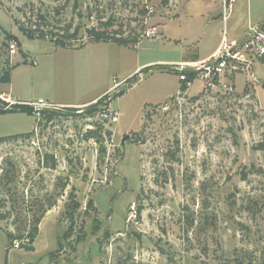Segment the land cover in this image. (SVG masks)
<instances>
[{"label": "rangeland", "instance_id": "obj_1", "mask_svg": "<svg viewBox=\"0 0 264 264\" xmlns=\"http://www.w3.org/2000/svg\"><path fill=\"white\" fill-rule=\"evenodd\" d=\"M102 16L137 47L89 43L85 28ZM69 25L73 49L20 30L62 36ZM258 26L264 45V0H0V41L18 38L6 92L89 102L137 62L196 60ZM246 56L187 89L171 67L151 66L95 114H0V264H264V55ZM108 108L117 122L101 117Z\"/></svg>", "mask_w": 264, "mask_h": 264}, {"label": "trees", "instance_id": "obj_2", "mask_svg": "<svg viewBox=\"0 0 264 264\" xmlns=\"http://www.w3.org/2000/svg\"><path fill=\"white\" fill-rule=\"evenodd\" d=\"M168 1L169 0H163V3L167 4ZM92 14L93 13L89 12L87 14V18L92 17ZM37 16H38V19H40V20L44 19V17L41 14H37ZM83 18H84V16H83ZM30 21H31V19H30ZM113 25L114 24H113L112 18L105 20V18L103 16L97 17V25L96 26L85 28V33H86V36L88 37L89 43H116L119 46H123V47H129L132 45L136 46L137 43H139L138 40L130 41L128 39L125 40L123 38H118L116 36V32H115V34H112L113 32L111 29H112ZM39 27L36 26L35 30H33V27L27 28V27L22 26V27H20V30L29 39H44V40H46L47 38H49V41L52 42L55 45V47L73 48L72 45L67 42V40L75 39L77 37L78 29H76L73 33H71L72 26L69 25L67 28L64 29L65 32L61 36V34L59 32H54V31L50 32V34L45 33ZM13 41H18V38L13 34H8V33L6 34V38L3 40V42L0 41V52L4 51L7 55V57H6L7 59L4 62L5 65L7 66V68H5L1 72V75H0V91L3 89L4 86L11 83L12 71L16 68V66H18V64L17 65H11V63H10V45H11V42H13ZM20 52L23 53V51L21 50V45H20ZM23 55H24V58L28 57L24 53H23ZM188 77H189V81H191V82H194V80L196 79V75L193 73H189ZM138 79L139 78H137V77L133 78V80H135V81H138ZM187 88H188L187 84L184 83V89H187ZM122 93H124V91H120L119 93H117L114 98H117ZM102 100H103V98L100 99L97 103L101 102ZM4 104L7 105L6 102H4ZM4 104H0V114L9 113V112H12L16 109L27 108L26 106L16 104V105L12 106V109L4 110L3 108H1L2 105H4ZM96 104H94V105H96ZM106 105H108V103H106ZM93 106H91L92 108L89 107V108H91V110L89 112L90 114H95L99 111V109L93 108ZM28 113L33 115V112L28 111ZM46 113H48V112H46ZM54 115H55V112L50 113L49 118L53 117ZM147 115H149V114H147ZM108 134H110V133H108ZM134 134H136V133H134ZM19 137H21V136H12L9 139H16ZM5 141H6V139H0V143L5 142ZM53 167H55V165ZM79 207H80V204L74 203L73 207L71 208V212H70L71 219H73V213L76 210H78ZM6 215L9 216V213H6ZM0 216L2 219L4 218L3 215H0ZM39 223H40V219L37 220L35 228L32 230V233H30V235L28 237L30 239V243H34L35 238L37 237ZM27 249L29 251H32L33 247L30 246Z\"/></svg>", "mask_w": 264, "mask_h": 264}, {"label": "built area", "instance_id": "obj_3", "mask_svg": "<svg viewBox=\"0 0 264 264\" xmlns=\"http://www.w3.org/2000/svg\"><path fill=\"white\" fill-rule=\"evenodd\" d=\"M251 31L250 40H244L243 42L233 41L231 43H227L226 38H224L219 50L213 55L212 58L204 62L196 65H175L174 69L179 73L180 82L191 85L192 82L189 81L188 77L189 73L195 74L196 77H201L203 81L225 75L228 72L233 73L234 71H237L239 65H242V63L247 61L246 54L249 52L255 51L257 54L264 55V45L260 44L262 41L260 36L262 34L257 32V28H251ZM252 46H254L256 49H251ZM10 54L12 56L17 54V45L15 42L11 43L10 45ZM0 98L3 99L7 104L6 106L2 105L1 108L4 110H10L12 109V106L17 104L10 98L4 99L3 96H0ZM106 103H109V101ZM19 105L26 106L27 108H33V114L39 119L42 117L44 112L62 108L58 105L51 104L44 99H39L35 102L21 103ZM116 116V112L110 110L109 108L101 114V117L105 121H115Z\"/></svg>", "mask_w": 264, "mask_h": 264}, {"label": "crops", "instance_id": "obj_4", "mask_svg": "<svg viewBox=\"0 0 264 264\" xmlns=\"http://www.w3.org/2000/svg\"><path fill=\"white\" fill-rule=\"evenodd\" d=\"M224 1H225V0H224ZM197 16H198V17H203L202 14H201V15H197ZM189 19H197V17H195L194 15H191ZM191 29H192V24H189V25L187 26V28L185 29V31L190 32ZM164 32H166V27L164 28L163 33H164ZM190 34H191V32H190ZM237 37H238V36H237ZM237 37H236V36L231 37V38H232V39H230L231 42L238 40ZM224 38H226V37H223V39L220 41V43L218 44V46H217L215 49H213V51L207 53L204 57L198 58V59H196V60H194V59H187V60H186V59H163V60H156V61L152 60V61H145V62H137L135 68H134L132 71H130V72L128 73V75H127V76H126L121 82H118L117 84H115L114 86H112L111 89L105 91L103 94H101V95L98 96L97 98L93 99L92 101H89V102H82V103H71V102H67V101H65V100H58V101H49V100H48L47 102H49V103H51V104H54V105H58V106H60V107H62V108H72V109L89 108V107L93 106L94 104H96L100 99H102V98H103L102 96L105 97L106 95H108V94H106V93L110 92L111 90H114V88H115L117 85L123 83V82L126 81L127 79H129V80H127V81L125 82V84L128 83L129 81H131L134 77H141L142 74H143V72H144L145 70H147V69H150L151 66L163 65V66H169V67H171L172 69H174L173 66H175V65H181V64H186V65H188V64H190V65H196V64H199V63H201V62H204V61H206V60L212 58L213 55H214V54L219 50V48L221 47V45H222V43H223V41H224ZM226 40L228 41L229 39L226 38ZM114 44H116V43H114ZM116 45H118V44H116ZM118 46H119V45H118ZM120 47H123V46H120ZM136 47H137V46H136ZM123 48L130 49V48H128V47H123ZM72 49H73V48H72ZM149 67H150V68H149ZM174 71H175V69H174ZM12 81H13V75H12V78H11V83H12ZM11 83L3 87V89H4L3 91L5 92V94H6V96H7L8 98H10L12 101H14V102L17 103V104L26 103V102H33V101H27V100L25 99V97H23V96H15V95H11V92L7 93V92H6V91H7V86L9 87V86L11 85ZM181 84H182V82H180V85H181ZM118 90H119V89H118ZM118 90H115V91H118ZM179 92H180V87H179V90H178L177 94H178ZM170 97L172 98V96H170ZM173 97H174V96H173ZM39 99H43V98H39ZM166 101H168V100H166ZM34 102H35V101H34ZM109 103H110V102H109ZM109 103H108V104H109ZM163 104H164V103H163ZM12 112H13V111H12ZM14 112H16V111H14ZM22 112H26V111H22ZM114 112H115V111H114ZM26 113H28V112H26ZM116 114H117V112H116ZM117 121H118V115L116 116V120H115L114 122H117ZM29 131H30V130H29ZM29 131H25V132H23V133H26V132H29Z\"/></svg>", "mask_w": 264, "mask_h": 264}, {"label": "water", "instance_id": "obj_5", "mask_svg": "<svg viewBox=\"0 0 264 264\" xmlns=\"http://www.w3.org/2000/svg\"><path fill=\"white\" fill-rule=\"evenodd\" d=\"M14 111H16V112H22V111H26V112L30 111V112H33V108L16 109ZM127 137H129V136H127Z\"/></svg>", "mask_w": 264, "mask_h": 264}, {"label": "flooded vegetation", "instance_id": "obj_6", "mask_svg": "<svg viewBox=\"0 0 264 264\" xmlns=\"http://www.w3.org/2000/svg\"><path fill=\"white\" fill-rule=\"evenodd\" d=\"M261 25H262V24H261ZM261 25H260V26H261ZM260 26H258V27H256V28L259 29ZM262 27H263V26H262ZM262 27H260V28H262Z\"/></svg>", "mask_w": 264, "mask_h": 264}]
</instances>
